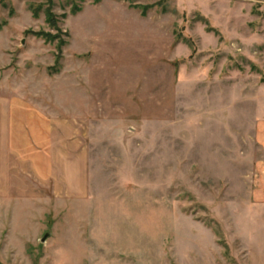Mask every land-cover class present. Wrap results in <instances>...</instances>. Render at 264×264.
I'll return each mask as SVG.
<instances>
[{"label":"rangeland","instance_id":"rangeland-1","mask_svg":"<svg viewBox=\"0 0 264 264\" xmlns=\"http://www.w3.org/2000/svg\"><path fill=\"white\" fill-rule=\"evenodd\" d=\"M48 2L0 0V264H264V0Z\"/></svg>","mask_w":264,"mask_h":264},{"label":"crops","instance_id":"crops-1","mask_svg":"<svg viewBox=\"0 0 264 264\" xmlns=\"http://www.w3.org/2000/svg\"><path fill=\"white\" fill-rule=\"evenodd\" d=\"M259 130L260 131H258L256 134V140H257V143L259 144V148L262 152V156H260V158L258 159V162H257V173H256V179H255L256 185H255V187L251 193L252 197H251V205L250 206H257V207L264 208V125H262L261 129H259ZM62 151H63V149L61 151H58L59 154L60 153H62V154L67 153L66 151H63V152ZM79 156H81L80 158L82 160H84V158L86 159V157L84 155V151ZM60 170H63V168H61ZM85 178H84V175L82 174V169H81L80 176L77 175V178H76L77 182L76 183L70 181L67 178V176L66 177H60L59 176L57 178V180L63 179L65 181H67L66 188L68 190V193L73 196L75 193L79 194V193L84 192V190H85L84 179ZM69 182H70V184H69Z\"/></svg>","mask_w":264,"mask_h":264},{"label":"trees","instance_id":"trees-1","mask_svg":"<svg viewBox=\"0 0 264 264\" xmlns=\"http://www.w3.org/2000/svg\"><path fill=\"white\" fill-rule=\"evenodd\" d=\"M97 3L100 2V0H95ZM51 6L52 4V0H49L48 2ZM143 9V14H146L147 10L149 9V6H145V7H141ZM47 21L49 23V25L59 31L60 29L58 28V21L54 15V13L51 11V7L48 8L47 10ZM34 16L37 17L38 16V11L35 10L34 11ZM1 28V26H0ZM37 37H42L43 39H45L47 42H57L58 45V49L59 51H61V49L67 44V42L65 40H63L58 34L56 35H52L51 33H44V32H40V33H36Z\"/></svg>","mask_w":264,"mask_h":264},{"label":"water","instance_id":"water-1","mask_svg":"<svg viewBox=\"0 0 264 264\" xmlns=\"http://www.w3.org/2000/svg\"><path fill=\"white\" fill-rule=\"evenodd\" d=\"M47 237H48V234H47V235H45V237L43 238V240H42V241H43V242H44V241H46Z\"/></svg>","mask_w":264,"mask_h":264}]
</instances>
